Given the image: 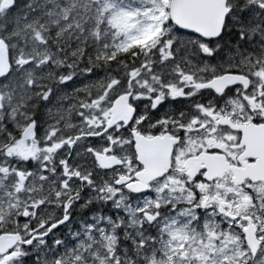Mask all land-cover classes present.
Here are the masks:
<instances>
[{
    "label": "snow or ice",
    "instance_id": "1",
    "mask_svg": "<svg viewBox=\"0 0 264 264\" xmlns=\"http://www.w3.org/2000/svg\"><path fill=\"white\" fill-rule=\"evenodd\" d=\"M0 264H264V0H0Z\"/></svg>",
    "mask_w": 264,
    "mask_h": 264
}]
</instances>
